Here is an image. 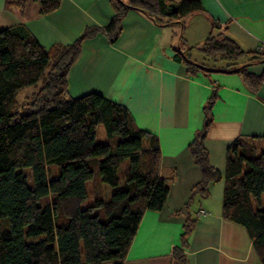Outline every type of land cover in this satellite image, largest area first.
<instances>
[{"label":"trees","instance_id":"1","mask_svg":"<svg viewBox=\"0 0 264 264\" xmlns=\"http://www.w3.org/2000/svg\"><path fill=\"white\" fill-rule=\"evenodd\" d=\"M12 1L23 5L26 0ZM61 1L38 0L40 12L56 10ZM111 4L114 14L106 26H89L65 46L47 49L23 24L0 29V264H123L144 212L160 211L166 204L170 186L160 174L157 135L138 127L126 106L99 92L67 96V75L83 41L103 32L114 42L131 9L157 24L182 26L205 10L202 0ZM212 27H218L214 19ZM200 50L211 64L193 60L181 48L174 56L189 71L240 72L252 91L264 86V71L249 69L264 63L262 52H247L222 32H211ZM40 82L29 105L20 110L18 92ZM215 97L204 108L203 127L188 144L202 178L187 206L196 194H208L211 181L222 178L205 146ZM101 124L112 143L97 141ZM256 138L264 144V137L239 136L227 148L223 216L246 228L264 264V146L261 150ZM126 161L119 187V170ZM89 181L97 196L84 208ZM103 183L115 188L108 199ZM192 227L188 219L180 246L174 248L181 264H187L184 248Z\"/></svg>","mask_w":264,"mask_h":264},{"label":"crops","instance_id":"2","mask_svg":"<svg viewBox=\"0 0 264 264\" xmlns=\"http://www.w3.org/2000/svg\"><path fill=\"white\" fill-rule=\"evenodd\" d=\"M202 5L205 11L187 18L184 26L157 24L129 10L114 42L103 32L83 41L67 75V96L99 92L126 106L136 125L159 139L160 174L169 179V195L162 210L144 212L123 264H181L173 252L188 219L193 227L184 248L187 264H262L246 228L223 216V196L228 146L239 136L264 137V86L252 91L240 72L189 71L174 55L181 48L193 60L211 64L200 50L211 32L264 54V0H202ZM113 14L111 0H62L47 14L40 12L38 0L23 5L0 0V29L23 24L51 49L72 43L89 26H106ZM250 70L260 73L264 63ZM214 94L205 146L222 178L187 206L202 178L188 144L203 127L204 108ZM255 142L264 146L261 138Z\"/></svg>","mask_w":264,"mask_h":264},{"label":"rangeland","instance_id":"3","mask_svg":"<svg viewBox=\"0 0 264 264\" xmlns=\"http://www.w3.org/2000/svg\"><path fill=\"white\" fill-rule=\"evenodd\" d=\"M189 19H190V17H189ZM193 50H195V49H193ZM194 53H196L197 55H199V53H200V56L202 55L201 51L199 52L198 50H195ZM249 69H250V66H249ZM40 86H41V82L39 83L38 86H30V87H27V88L18 92V94H17V107L20 110L26 108L29 105L30 101L32 100L33 94L38 90V88ZM97 141L111 142V143L113 142V140L108 137L106 130H105V127L102 124L99 125L97 128ZM262 148H263V145L260 144V149L262 150ZM127 164H128V161L124 162V164L122 165V167L119 170V177H120L119 187H121V185L123 184V180L125 178L124 172H125V167ZM24 171L27 174L31 175V170L29 168L24 169ZM29 183L30 184L32 183L31 176L29 179ZM87 187H88V197L81 204V206L84 208L87 207L88 205L94 203L95 197L97 196V194L95 192V185H93V183L91 181H89L87 183ZM102 189L104 191L103 192L104 197L106 199H108L111 196V194L115 188L106 184V183H103ZM262 198L264 199V193L262 194Z\"/></svg>","mask_w":264,"mask_h":264},{"label":"built area","instance_id":"4","mask_svg":"<svg viewBox=\"0 0 264 264\" xmlns=\"http://www.w3.org/2000/svg\"><path fill=\"white\" fill-rule=\"evenodd\" d=\"M206 211L204 209H199V213H205Z\"/></svg>","mask_w":264,"mask_h":264}]
</instances>
